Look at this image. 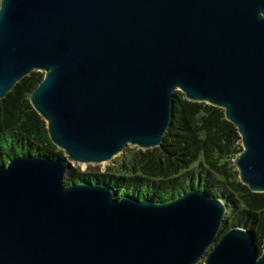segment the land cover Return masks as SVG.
<instances>
[{"label": "water", "instance_id": "water-1", "mask_svg": "<svg viewBox=\"0 0 264 264\" xmlns=\"http://www.w3.org/2000/svg\"><path fill=\"white\" fill-rule=\"evenodd\" d=\"M0 100L34 70L29 96L51 143L0 165V264H264L249 229L218 234L219 196L117 197L65 184L71 161L159 146L175 90L224 110L239 181L264 192V0H0Z\"/></svg>", "mask_w": 264, "mask_h": 264}, {"label": "trees", "instance_id": "trees-1", "mask_svg": "<svg viewBox=\"0 0 264 264\" xmlns=\"http://www.w3.org/2000/svg\"><path fill=\"white\" fill-rule=\"evenodd\" d=\"M43 76L39 70L32 71L0 100V165L20 154L63 156L29 101ZM173 96L170 126L159 146L129 148L117 168L104 172L70 167L64 183L105 182L117 197L127 194L140 199L168 200L189 188L204 190L219 196L227 207L220 233L234 225L249 229L260 253L264 192L255 193L239 181L232 161L242 145L237 128L222 108L187 100L179 90Z\"/></svg>", "mask_w": 264, "mask_h": 264}, {"label": "rangeland", "instance_id": "rangeland-1", "mask_svg": "<svg viewBox=\"0 0 264 264\" xmlns=\"http://www.w3.org/2000/svg\"><path fill=\"white\" fill-rule=\"evenodd\" d=\"M133 147H138V146L128 145L125 149L122 150V152H120L118 155H115L110 161H107V162H102V163H98V164H94V163H83V164H80L78 162L71 161V166L73 168H78L79 171L90 170V171H94V172H104L108 168L110 170L111 169H115V168L118 167V162H119V159H120L121 155H123V153H125V151L127 149L133 148ZM57 150L61 151L62 154L64 153V151L62 149H60V148H57ZM222 228H223V226H222ZM220 231L218 232V234L220 233ZM197 264H202V260H200Z\"/></svg>", "mask_w": 264, "mask_h": 264}, {"label": "clouds", "instance_id": "clouds-1", "mask_svg": "<svg viewBox=\"0 0 264 264\" xmlns=\"http://www.w3.org/2000/svg\"><path fill=\"white\" fill-rule=\"evenodd\" d=\"M0 7H2V5H0Z\"/></svg>", "mask_w": 264, "mask_h": 264}]
</instances>
